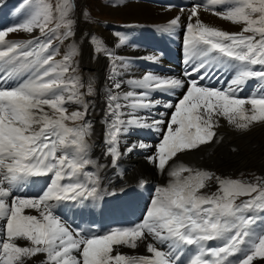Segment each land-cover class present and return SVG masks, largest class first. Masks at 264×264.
I'll use <instances>...</instances> for the list:
<instances>
[{
  "label": "snow or ice",
  "instance_id": "6c2138e0",
  "mask_svg": "<svg viewBox=\"0 0 264 264\" xmlns=\"http://www.w3.org/2000/svg\"><path fill=\"white\" fill-rule=\"evenodd\" d=\"M211 4L220 5V10L212 7L214 15L241 29L228 32L204 24L200 3L187 9L184 76L195 78L146 73L123 81L117 73L127 65L116 58L120 63L109 76L106 93L105 155L115 166L121 155L137 146L153 147L140 142L127 145L122 153V137L134 128L155 130L160 136L148 159L168 179L154 188L140 222L100 233L73 227L55 213L59 202L97 196L100 183L88 170L97 163L89 157L93 126L86 120L90 105L84 99L93 88L89 84L87 93L80 91L75 50L61 57L55 43L74 35L69 0L57 6L58 15L48 0H22L16 8L18 22L0 29V219L4 221L0 264H28L39 254L44 256L42 264L264 262V217L257 216L264 213V176L222 178L175 162L178 154L216 140L221 118L241 133L264 125V0H211ZM203 7L209 10L208 5ZM179 24L177 16L164 30ZM21 31L39 35L26 41L7 39ZM225 74H231L226 87L200 83L220 80ZM250 79L262 85L241 97L239 92ZM125 83L129 90L121 91ZM177 89L186 90L175 103L153 99L155 92L172 96ZM69 104L83 110L69 112ZM158 106L172 111L153 112ZM32 177H48L38 194L24 191ZM209 182L215 184L214 191H206ZM29 209L37 214H26ZM141 244L147 255L119 250Z\"/></svg>",
  "mask_w": 264,
  "mask_h": 264
},
{
  "label": "rangeland",
  "instance_id": "374dc122",
  "mask_svg": "<svg viewBox=\"0 0 264 264\" xmlns=\"http://www.w3.org/2000/svg\"><path fill=\"white\" fill-rule=\"evenodd\" d=\"M6 1L7 0H2V1L0 0V29H3V28H6L8 26L16 24L18 21L15 22V19L19 20L21 18V16L18 15V13L16 12V8L18 7L19 4H21L22 0H8L9 2H13V3L11 5H9V7L7 9H3V8H5L4 6H5ZM120 1H122V0H116V1L115 0H106V1H104V0H69V12L71 14V18L75 21L74 26H73L74 35L72 37H69V39L64 40L63 43H60L59 41H55V43H58L60 50L64 49L63 47L66 46L65 47L66 52L61 50V57L64 54H66L67 52L71 51L72 49L75 50V54L73 55V64L76 68L75 74L80 78V83L83 85V87L80 89V91L87 93V88H88L89 84H91V86L93 88V92L90 95L86 94L84 97L85 101L88 102L90 105L88 108V111H87L86 120L91 122V124L93 126V135L89 138V143H90L93 150H95L97 148V146L101 143V138L103 136L101 134L103 126L99 127L97 125V123L99 125H101V123L103 124V122H104L103 119H106V120L109 119L106 116V107L105 106H102L105 115L103 114V111L101 109L97 110L95 108L96 105L99 103L100 90L103 87L100 84L101 82L98 80L99 78H97L98 75L97 76H93V75L95 72H97V71L99 72V69L97 67H101L100 58H101V62H102V59H106V60L108 59V63L106 62L107 64H105V65L103 64L106 68L104 67L103 71H101L107 77L110 76L111 72L113 73L114 67L116 66L113 53H112L113 57L109 58V56H108V53H111V52H110V49L106 45V42H105L106 38L112 37V38H115L118 42L121 40V38H123V40H124L123 44L126 47L138 48L134 51L135 56L137 57L136 59H139V58H141V59L138 62L136 60H133L128 65V67H129L128 70L135 71L136 74L135 73H134V75L128 74V72H129L128 70H123L122 72L117 73L119 79L126 81L129 78H134V77L135 78H137V77L141 78L143 74H146V72L143 71L144 69H146L145 65H144V69L141 70V65L143 64V59L146 58L145 53L143 55L140 52L143 50V49L141 50V43L143 41V38L144 39H146L147 37L156 38L157 41L166 42L167 44H170V45L182 44L183 36H184V27L188 22L187 17H185V20H183L182 16H181L182 20L180 19L179 26L175 27L171 31H165L164 30L168 27L169 22L152 23L151 24L150 22H136V21H134L133 23H139V25H130L131 27H128V26H126V22H124L123 20H121L119 18H114L113 16L111 17L110 15H107L105 12L102 11V9H104V8L111 7V5H113V3L115 4L113 6H119ZM129 1H132V2L138 3V4H150V5H153L156 7L160 5L161 8H167L168 7V8L175 9V10H181V9H177L178 6H176L174 4H170L164 0H129ZM179 2L183 5H187L186 8L189 6V0L188 1L183 0V3H182V0H179ZM48 3L52 5L53 10H54V14L58 15V13L56 12L57 6L64 4L65 0H48ZM113 6H112V8H114ZM202 6H204V4ZM186 8H185V10H186ZM209 10H211V8ZM109 23H110V25H109ZM144 23H147V24L144 25ZM119 25H123L122 28H125V27L129 28L130 32L127 35H125L126 34V30H125L122 34H119L117 32V30H115V29H118ZM75 29H77V30H75ZM101 29H103V30H101ZM180 29H183V31L181 32V34H178ZM61 31H63V30L61 29ZM35 34H36L35 36L39 35V33H35ZM93 37H95V39H93ZM64 44H66V45H64ZM88 46H92V47L89 48ZM67 47H68V49H66ZM98 47L100 48L99 51L97 50ZM106 52H108V53H106ZM172 53L174 54V51H172ZM105 56H107V57H105ZM119 56H120V54H119ZM61 57H57V58L59 59ZM121 57L124 59L125 56L124 57L121 56ZM160 60L163 63L168 62V60H163L162 58ZM107 67L108 68L110 67V68L108 69ZM132 67H135L136 69H134ZM109 70H110V72H109ZM107 71H108V73H107ZM137 71L139 74L137 73ZM107 74H109V75H107ZM124 75H126V77ZM109 82L111 83V81H109ZM104 90L108 91V89H106V88H104ZM127 90H129L128 87H122V89H121V91H127ZM180 96L181 95L173 96L171 101L175 103ZM77 106H78L77 104L67 105L69 112L79 110V106L78 107ZM81 110H83V109H81ZM102 116H104V117H102ZM165 119H167V118H165ZM67 123L69 124V126H73L71 121H68ZM76 123H80V122L77 121ZM221 126H224L223 130L221 129ZM139 129L140 128H134L133 130L139 131ZM144 129L146 131H150L151 133L155 134V136L159 139L160 134L158 132H156L155 130H149L146 128H144ZM220 130H222V131H220ZM231 130H234V132H237V130L235 128H232L231 126L227 127V121L224 120L223 118H221L220 119V126L216 129L217 139L214 140L210 144L201 145L199 148H197L195 150H191V151H187V152L178 154L179 162H181L185 156L188 159H190L191 161H193L191 156H190L193 154H197L200 157V160H202L204 154L207 153V150L209 148L213 147L211 144L217 143L219 141V139H218L219 136H222V135L227 136L226 133L228 131H231ZM221 133H223V134H221ZM239 133H241V132H239ZM261 133L262 132H260V128L257 125H255L249 131L242 133V135L244 136L243 139H241L240 141H238L237 143H235L233 145L222 146L221 151L226 152L228 149L232 150L233 148H235L236 152H238L241 155L240 152H242V149H239L238 147H239V145L244 146L245 141H249L252 144L254 142H258V145H260L264 148V133L261 136H259ZM158 139L155 141H149V142H152L153 144L156 145L158 143ZM228 139L230 141H234V139L231 137H228ZM149 142H144V143L147 144ZM137 147L132 152H130L128 154V161H130V162L133 161L135 152L138 149ZM203 147L207 148L206 151L201 150V148H203ZM188 153H190V154H188ZM91 159L94 160L95 162H97L96 164H94L96 167V173L97 172L98 173L103 172L107 169L113 171L117 168L115 179L111 182V184L106 182V181H102V182L100 181V183H99V185L102 189H104L105 191H109L111 193L121 192V188H116L114 185H112V183L116 182L117 178H119L120 181H125L124 185H125L126 189L135 188V190H138L144 184V180H143L144 178H142L141 176L148 175V174H144V172H143V173H141L140 176L136 175L132 180H128V177H127L129 172L132 171V169H134L135 166H137L138 168L143 167V166L144 167L148 166V164L145 165V163H147L146 161L138 162L136 164L132 163L130 165V168H125L123 166L119 167L120 162H118L116 166L110 165L109 158L106 157L105 153L103 155H101L100 157H98L95 154H92ZM150 163L152 164L151 167L153 169H156L155 165L152 162H150ZM97 164L99 166H97ZM253 166L250 169H244V170L239 169L240 171L238 170V172L237 171L232 172L231 169H229L227 172L216 171L215 174L221 176L222 178H239V179H254V176H257V175L264 176V169L261 166H259L258 164L253 165ZM126 167H128V165H126ZM198 169H202V168L199 167ZM202 170H204V169H202ZM241 173H243L244 175L241 176ZM156 184H157V182H154L153 180L149 181L150 189H152V187L155 186ZM215 188H216L215 184L212 182L211 183L209 182V188L206 189V191H214ZM126 189H124V190H126ZM143 191H144V189H143ZM152 195L153 194H151V196ZM241 199H245V197H241ZM129 202H132V201H129ZM140 206L143 207L142 204ZM70 207L71 206H68L67 208H70ZM55 211H57V209H55ZM34 212L35 211L33 209L26 210V214H33ZM136 215L138 216V213H136ZM118 216H122V217L124 216V217L128 218L127 214L124 215L121 212V210H116L115 211V219H112V220L116 221V220L125 219V218L118 217ZM131 218H132V216H131ZM1 222L3 223L4 221H1ZM106 223H109V222H106ZM215 243H217V242H211V244H215ZM121 252L127 254L124 251H121ZM131 254L132 255H147L148 253L146 252V248H144V249L138 248V249H132ZM42 256H43V254H39L38 256L33 257L30 261H28V264H42L41 261L44 260V256L43 257ZM257 264H264V262H257Z\"/></svg>",
  "mask_w": 264,
  "mask_h": 264
},
{
  "label": "bare ground",
  "instance_id": "6f19581e",
  "mask_svg": "<svg viewBox=\"0 0 264 264\" xmlns=\"http://www.w3.org/2000/svg\"><path fill=\"white\" fill-rule=\"evenodd\" d=\"M104 1H106V0H104ZM207 1L211 2V0H207ZM12 3L13 2H9L7 0L5 2V6H4L5 8H3V9H7L9 7V5H11ZM113 5H115V4L113 3ZM113 5H111V7L102 9V11L105 12L107 15H110L111 17L113 16L114 18H119V19L123 20L124 22H126V26H128V27H131L130 25H139V23H133L134 21H136V22H150L151 24L152 23H165V22H169L171 19H173V18H175L177 16H179L180 19H181V16H182V19L185 20V17H188L187 9H190V7H191L189 5L186 8V10L182 12L181 10H175V9L168 8L167 6H166L167 8H161L160 6L156 7V6H153V5H150V4H138V3H134V2L129 1V0L120 1L119 6H113ZM112 6L114 8H112ZM199 18L204 24H206V25H208L210 27H216V28H218L220 30H223V31L238 32L241 29L240 25L232 24L231 22L225 21V20L221 19L220 17L214 15L213 11H211V10L205 11L203 6L200 9ZM16 21H18V20L15 19V22ZM145 24H147V23H144V25ZM103 29H101V30H103ZM75 30H77V29H75ZM182 31H183V29H180L178 34H181ZM35 33H39V32L37 31V32H34L32 34H28V33H24V32L21 31V32L10 34V36L7 39L12 40V41H26L28 39H31L33 36H35L36 35ZM106 40H105V42H106L107 47L110 49V52L113 53V55H114L115 65L120 63V61L116 59L119 56V54H120L119 58H122L121 56H123V57L125 56L123 61L127 65V67L125 69H123V70H128L129 69V67H128L129 63L131 61H133V60H136V58H137L135 56V52L134 51L136 49H138V48H130V47L128 48L124 44H121L120 41L118 42L115 38H112V37L106 38ZM64 45H66V44H64ZM65 47L66 46H64L63 47L64 49H61V50L65 51ZM88 47L91 48L92 46H88ZM66 49H68V47ZM140 52L144 55V51H140ZM106 53H108V52H106ZM147 55H148V58H149V57H152L154 54H153L152 51L149 52V50H148L147 51ZM105 57H107V56H105ZM106 62L108 63V59L107 60L106 59H102V62H101V58H100L101 67H97L99 69V72L97 71L93 75V76H97L98 75L97 78H99L98 80L101 82L100 84L103 87L100 90L99 103L95 107L97 110L101 109L102 111H103L102 106L106 107V93H107V91H105L104 88L108 89V86H109V83H110L109 82L110 81L109 77H107L105 74H103L101 72V71H103V69L105 67L104 65L107 64ZM132 68L136 69L135 67H132ZM128 71H129L128 74H131V75H134V73L136 74L135 71H130V70H128ZM109 72H110V70H109ZM107 73H108V71H107ZM137 73H138V71H137ZM112 74L113 73L111 72L110 75H112ZM107 75H109V74H107ZM117 76H118V74H117ZM124 76L126 77V75H124ZM175 77L179 78V76H175ZM122 87H128V85L125 83V84L122 85ZM184 91H185V89H177V90H175V94L172 95V97L175 96V95H181L182 92H184ZM172 103H174V102H172ZM78 106H79V110L83 109L81 105H78ZM171 111H172L171 109H165V112L170 113ZM153 112H155V111H153ZM155 113H157V112H155ZM103 114H104V111H103ZM102 117H104V116H102ZM157 118H159V117H157ZM103 120H104L103 124L101 123V125H99L97 123V125L99 127L103 126V129H102L103 132L101 131L102 135H103L104 129L106 127V124H105L106 119H103ZM228 126H231V125H229L227 123V127ZM257 126L260 128V132H262L259 135V136H261L264 133V125H257ZM231 127L234 128L233 126H231ZM221 129L223 130L224 126H221ZM222 130H220V131H222ZM137 132L138 131H135V130L132 129L127 136H124V137L121 138V143L119 145V149H120V151L122 153L124 152V149L127 147V145H130V144H136L137 145V144H139L137 142V139H135V137H134ZM221 134H223V133H221ZM226 134H227L228 137L233 138L234 141H230L226 135L219 136L218 137L219 141L217 143L211 144L213 147H211V148H209L207 150V153L204 154L202 160H200V157L197 154H193V155H190V156H191V158H192V160L194 162L191 161L190 159H188L186 156L184 157V159L181 162L186 164V165L192 166L194 168H199L200 167V168H202L204 170H208V171H211V172H214V173L216 171L227 172L229 169H231L232 172L233 171H237L238 172L239 169L240 170L250 169L253 165H257V164L264 169V148L262 146L258 145V142H254L252 144L249 141H245L244 142V144H245L244 146H240L239 145L238 148L242 149V152H240L241 155L238 152L233 151L231 149H228L226 152H222L221 151L222 146H224V145H233V144L237 143L238 141H240L241 139L244 138L242 133H239L238 131L234 132V130L228 131ZM147 145H152L153 147L144 148V149H141V148L137 147L138 149L135 152L133 161H131V162L128 161V154L129 153H125V154L120 156L118 162H120V166L119 167L123 166L125 168H130V165L132 163L136 164L138 162H143V161L147 162V163H145V165L148 164V166H146V167L143 166V167L138 168L137 166H135L134 169H132V171L129 172L127 177H128V180H132L136 175L140 176L141 173H143V172H144V174H148L149 176L148 175L141 176L142 178H144L143 179L144 180V184L142 186H144L145 184H147L149 186V181H151V180H153L154 182H157V184L152 187L150 193H147V196L151 197V194H153L154 188L156 186H158V185L164 184L168 178H167L166 174H161L157 170V168L153 169L151 167L152 164L150 163L151 161L148 159V157L153 154L155 144H153L152 142H149V143H147ZM206 149H207L206 147L201 148L202 151H206ZM105 150H106V145L104 144V135H103L102 138H101V143L97 146V148L95 150H93L92 147H91L90 152H91V154H95L98 157H100L101 155H103L105 153ZM188 154H190V153H188ZM106 157L109 158V161L111 160V157H109V156H106ZM175 162L176 163H181V162H179V156H178V159H176ZM117 163H116V165H117ZM171 163H172V161H170V164ZM110 165H113V164L110 163ZM126 165H128V167H126ZM116 171H117V168L115 170H113V171L107 169V170H105L103 172H100V173L97 172L96 176L99 177V180L101 182L102 181H106V182L111 184V182L115 179ZM124 182L125 181H120L119 178H117L116 182L112 183V185H114L116 188H121V192H122V191H124V189H126L125 185H124ZM24 189H26V187ZM129 201H132V197L131 196H129ZM68 206H70V205H67V207ZM55 209H57V205H56ZM70 210H71V207L67 208L68 212H70ZM55 213L57 214V211H55ZM36 214H37L36 212L33 213V215H36ZM123 214L125 215L127 213H123ZM127 215H128V218H126L124 216L123 217L122 216H118V217H122V218H125V219L116 220L122 227L129 226V224L132 222L131 215H129V214H127ZM138 216H139V214H138ZM113 219H115V217ZM1 221H3V220L0 219V224H2ZM112 221H114V220H112ZM107 222L110 223L111 220H107ZM84 223H85V226H83V224H82L83 228H89L88 227V221H85ZM109 223H105V226H104L105 230L108 228ZM119 224H116V226H119ZM101 231H102V229H101ZM18 243H20L22 246L26 245L25 241H19ZM138 248L144 249L146 247H145V245L141 244L136 249H138ZM119 250L120 251H124L127 254H129V255H132L131 254L132 249H129V248H126V247H121ZM181 259L183 260V259H185V257L181 256Z\"/></svg>",
  "mask_w": 264,
  "mask_h": 264
}]
</instances>
